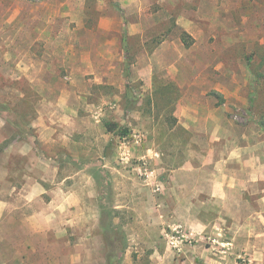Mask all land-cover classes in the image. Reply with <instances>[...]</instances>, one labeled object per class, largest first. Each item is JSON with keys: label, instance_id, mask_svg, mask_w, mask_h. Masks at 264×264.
I'll list each match as a JSON object with an SVG mask.
<instances>
[{"label": "rangeland", "instance_id": "1", "mask_svg": "<svg viewBox=\"0 0 264 264\" xmlns=\"http://www.w3.org/2000/svg\"><path fill=\"white\" fill-rule=\"evenodd\" d=\"M0 104V264H264V0H0Z\"/></svg>", "mask_w": 264, "mask_h": 264}, {"label": "crops", "instance_id": "2", "mask_svg": "<svg viewBox=\"0 0 264 264\" xmlns=\"http://www.w3.org/2000/svg\"><path fill=\"white\" fill-rule=\"evenodd\" d=\"M198 120L195 118L187 124H182L187 130H196ZM244 153L242 155L249 156L245 159L237 158L235 152L226 154L227 159L217 162L211 160L214 170L211 172L212 175H207L203 177L204 181H211L209 186L213 189L211 196L224 198L227 197L229 192L234 190L236 192L235 196L237 198L243 197L245 193H249L250 196L256 195L259 189V183L261 181V160L259 157H252L253 155L249 153V148H244ZM252 153V152H251ZM252 155V156H250ZM205 163L203 166H205ZM221 167V168H220ZM235 167V168H234ZM217 171L220 176L215 177L214 174ZM211 177H214L212 180ZM264 179V177L262 178ZM212 184V185H211ZM264 204V200L262 201ZM252 232L254 230L252 229Z\"/></svg>", "mask_w": 264, "mask_h": 264}, {"label": "trees", "instance_id": "3", "mask_svg": "<svg viewBox=\"0 0 264 264\" xmlns=\"http://www.w3.org/2000/svg\"><path fill=\"white\" fill-rule=\"evenodd\" d=\"M121 47L123 49V52H124V61H125V68H124V77L125 79H129V76H130V71H129V66H130V63H131V58L129 56V45H128V40H127V36L125 34H123L121 36ZM126 102H127V105H126V109L127 108H134L137 104V99L136 98H133L132 95L128 92H126ZM0 108H5L7 109V106L5 104H0ZM19 119H20V124H15L16 126V130L17 132L21 133V135L24 134V131L25 132H29V129L27 127H25L23 124H22V117L18 118V122H19ZM172 122H175V119H171ZM264 126V125H262ZM105 127L107 128V131L108 132H113L115 133L116 135H118L119 137H124L126 136L129 131L127 128H123V129H119V126L116 124V123H111V122H106L105 123ZM117 262H119V259L114 258L113 255H107L106 257V264H117Z\"/></svg>", "mask_w": 264, "mask_h": 264}]
</instances>
